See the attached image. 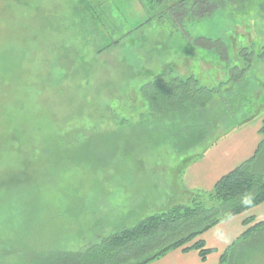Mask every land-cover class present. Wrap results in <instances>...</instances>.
I'll list each match as a JSON object with an SVG mask.
<instances>
[{"label": "rangeland", "instance_id": "obj_1", "mask_svg": "<svg viewBox=\"0 0 264 264\" xmlns=\"http://www.w3.org/2000/svg\"><path fill=\"white\" fill-rule=\"evenodd\" d=\"M147 16L142 0H0V264L80 251L186 204L173 184L183 168L264 118V0L183 33L167 19L139 25ZM109 33L120 38L105 46ZM157 74L219 92L185 122L161 117L141 94ZM234 250L231 264H264V234Z\"/></svg>", "mask_w": 264, "mask_h": 264}, {"label": "trees", "instance_id": "obj_2", "mask_svg": "<svg viewBox=\"0 0 264 264\" xmlns=\"http://www.w3.org/2000/svg\"><path fill=\"white\" fill-rule=\"evenodd\" d=\"M246 1L249 0H142L148 16L139 25L152 20L164 21L167 19L173 29L171 32L182 31L183 33L186 24L211 15L234 3L242 5ZM84 9L90 13L94 24H97V20L100 19L94 15L93 7L86 3ZM112 38L111 33L104 34L102 36L103 44L105 42V46L109 43L113 44L120 37L115 40ZM217 92H219L217 88L212 90L201 86L193 75L185 78L175 76L165 79L163 74L154 75L142 86L141 90L151 113L175 120L180 118L184 122L187 116L193 114L195 116L199 111H205ZM221 102L224 108H219V123L227 109L226 102L223 100ZM242 123L244 124V121L236 127ZM210 128L211 126L202 124L201 131H195L197 135L194 139H202L204 133L208 132ZM230 131L232 130L226 131L208 147H211ZM258 132L261 139L254 154L222 175L211 190L188 192L186 204H175L168 210L151 215L133 227L124 228L83 250L50 255L34 264H126L145 256L147 258L137 263L144 264L171 249L180 247L182 250H197L200 258L204 260L213 249L207 248L203 240L197 239L199 235L222 219L239 214L264 202V162H262L264 161V118ZM205 151L202 152V155ZM200 155L198 154V157ZM260 233L264 234V221L246 228L223 251L218 264L225 262L231 264L229 261L230 251L234 252L240 241Z\"/></svg>", "mask_w": 264, "mask_h": 264}, {"label": "crops", "instance_id": "obj_3", "mask_svg": "<svg viewBox=\"0 0 264 264\" xmlns=\"http://www.w3.org/2000/svg\"><path fill=\"white\" fill-rule=\"evenodd\" d=\"M261 121L246 122L230 131L211 147L207 146L208 149L203 155L201 151L199 157L183 168L181 175L177 176L173 182L174 186L186 195L188 192L211 190L222 175L254 154L261 139L258 132ZM260 221H264V202L222 219L199 235L197 239L203 240L207 248L213 249L204 260L200 258L197 250H182L180 247L171 249L144 264H218L223 251L246 228Z\"/></svg>", "mask_w": 264, "mask_h": 264}, {"label": "clouds", "instance_id": "obj_4", "mask_svg": "<svg viewBox=\"0 0 264 264\" xmlns=\"http://www.w3.org/2000/svg\"><path fill=\"white\" fill-rule=\"evenodd\" d=\"M246 203L248 202V201H245Z\"/></svg>", "mask_w": 264, "mask_h": 264}]
</instances>
